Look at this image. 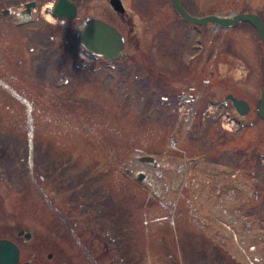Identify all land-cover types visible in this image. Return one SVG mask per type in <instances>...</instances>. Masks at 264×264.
<instances>
[{
    "label": "rangeland",
    "instance_id": "rangeland-1",
    "mask_svg": "<svg viewBox=\"0 0 264 264\" xmlns=\"http://www.w3.org/2000/svg\"><path fill=\"white\" fill-rule=\"evenodd\" d=\"M18 1L0 0V9ZM84 1L127 36L105 0ZM123 1L138 41L126 39L122 71L118 62H96L92 71L81 61L78 69L27 70L0 50V236L11 235L26 253L39 250L47 264H185V177L199 173L185 168L206 151L224 148L219 159L240 179L242 206L264 191V119L252 113L264 84L257 30L244 21L228 28L186 22L172 0ZM55 2H41L51 22L47 4ZM181 2L196 17L252 12L264 22V0ZM3 24L0 18V46L16 55L15 33ZM197 87L203 91L193 104L175 100L179 89ZM226 93L246 100L250 115L239 120L223 103ZM188 108L194 118L186 131ZM238 146L245 150L232 163L228 152ZM18 229L32 240L18 238ZM42 239L54 245L43 250Z\"/></svg>",
    "mask_w": 264,
    "mask_h": 264
},
{
    "label": "flooded vegetation",
    "instance_id": "flooded-vegetation-1",
    "mask_svg": "<svg viewBox=\"0 0 264 264\" xmlns=\"http://www.w3.org/2000/svg\"><path fill=\"white\" fill-rule=\"evenodd\" d=\"M70 1L74 4V17L69 19L64 15L54 14L56 19L52 22L48 21L41 9L42 0L18 1L7 8L0 9V18L4 22L3 26H6L8 31L15 33V39L17 38L16 43H14L16 45L14 49L16 50V55L4 49L5 47L1 48L2 46H0V50L4 54L11 56L10 59L14 63L22 64L27 70L36 66L39 71L47 70L51 67H60L62 71L71 68L78 69L80 61L85 65L89 64L92 71H94L93 67L96 62L103 67H108L113 62H118L120 63V65L117 64L118 70H124L125 64L129 59L128 52L124 51L126 39L129 38L133 44H137L138 41L132 20L134 16L132 17L126 12L124 1L120 0L124 9L118 11L111 4L112 0H105L106 8L110 12H115L124 24L127 36H124L119 26L114 25L110 20L91 14L88 10L90 9L88 2L84 0ZM57 2L58 0L53 6L47 4L49 12L55 8ZM30 3L32 5L27 6ZM96 20H101L113 26L123 36V46L116 57L109 58L107 55L97 53L95 48H88L83 42L84 32L89 27L93 29L91 26ZM246 23L251 25L249 22ZM152 35L156 38L154 30ZM2 43L6 45L3 41ZM26 52L34 55L33 60H37L38 63H29L23 57ZM41 57L45 58L46 62L40 61L39 58ZM70 58L74 59V63L71 62ZM208 82L206 81L205 83ZM59 83L66 85L68 81L61 80ZM194 89V93L198 89L201 92L203 91L201 87ZM186 92H188L186 88H181L176 97L182 96ZM194 93L193 95H195ZM227 94L230 93L224 95ZM167 98L169 99V97ZM225 101L233 106L237 116H239V120L243 119L242 117L246 114L250 115V109L246 114L242 115L236 110L231 99H226ZM257 108H254L252 113L262 118ZM238 149L244 148L238 146L237 149L229 150L228 152L232 157L230 158L232 163L238 159L236 157ZM223 153L224 148L217 155L214 152L211 154V151H206L196 160L189 162L191 169L194 168V171L198 169L199 173L192 174L187 172L191 176L188 177V174H186L185 177L186 179L189 178L188 182L185 181L187 192L185 221L188 225L185 232L187 250L185 264H264V191L256 195L254 204L245 206L244 203L242 206L240 179L236 174L226 172L223 159H219V155ZM260 155L264 156V153ZM249 170L245 169V172L249 173ZM252 176L256 178L254 174ZM260 182L262 183V181ZM99 228L101 229V226ZM22 230H17V237L26 241L32 240L33 234L29 239H26L24 234L19 235L18 232ZM0 238L10 239L18 245L20 258L16 264H23L24 262L47 264L38 255L39 250L26 253L11 235H3ZM40 242L43 244V250L54 245L46 239H42ZM236 244H238V247L241 244H246L247 248L243 249V253L240 249L239 252ZM33 248L39 249L41 247L37 244V246L33 245ZM58 248L59 246L55 245L54 250L59 252ZM49 253L52 254V252Z\"/></svg>",
    "mask_w": 264,
    "mask_h": 264
},
{
    "label": "water",
    "instance_id": "water-1",
    "mask_svg": "<svg viewBox=\"0 0 264 264\" xmlns=\"http://www.w3.org/2000/svg\"><path fill=\"white\" fill-rule=\"evenodd\" d=\"M175 11L181 15L184 21L194 24H205L212 22L215 26L228 28L233 25H237L240 21L249 22L258 32L261 39L263 51H264V22L261 17L252 12H238L231 13L229 15L222 14H208L205 16L196 17L191 15L183 6L181 0H172ZM113 7L122 11L124 9L120 0H112ZM32 5L31 3L27 6ZM5 12V11H4ZM54 14L64 15L69 19H72L75 15L74 4L70 0H58L55 8L52 10ZM93 29L88 28L84 32L83 42L88 48H95L97 53L107 55L109 58L116 57L119 51L122 49L124 38L116 31V29L101 21L96 20L91 26ZM226 99H231L236 110L244 115L249 109V103L241 98H237L234 94H227ZM259 115L264 119V84L261 89L259 106L257 108ZM140 160L153 163L155 166H159V163L155 161L152 156H142ZM143 174L138 175V180H142ZM19 235L24 234L26 239H29L32 234L30 232L19 231ZM52 254H48V258H51ZM20 250L18 245L7 238H0V264H16L19 262ZM24 262L23 264H28ZM32 264V263H29Z\"/></svg>",
    "mask_w": 264,
    "mask_h": 264
},
{
    "label": "built area",
    "instance_id": "built-area-1",
    "mask_svg": "<svg viewBox=\"0 0 264 264\" xmlns=\"http://www.w3.org/2000/svg\"><path fill=\"white\" fill-rule=\"evenodd\" d=\"M194 91H190L189 93H185L184 95L180 96L179 101H181L182 104H187L191 105L194 102ZM188 111L190 112L189 115L186 117V120L188 121L187 124H185V128H188L191 123H192V117H193V112L190 111V108H188ZM171 145L176 144V140L174 138L171 139Z\"/></svg>",
    "mask_w": 264,
    "mask_h": 264
}]
</instances>
